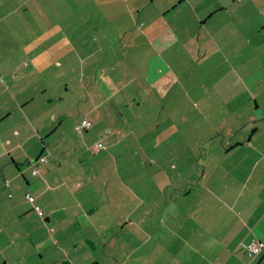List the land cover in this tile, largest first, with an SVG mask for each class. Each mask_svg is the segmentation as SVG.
<instances>
[{
  "label": "crops",
  "instance_id": "1",
  "mask_svg": "<svg viewBox=\"0 0 264 264\" xmlns=\"http://www.w3.org/2000/svg\"><path fill=\"white\" fill-rule=\"evenodd\" d=\"M116 35L128 60L110 69L140 68L125 85L155 97V120L101 109L125 93L103 72ZM74 75L91 108L51 110L34 93ZM100 121L122 129L97 149L85 134ZM146 128L167 131L159 153L137 138L142 157L115 156ZM0 264H264V0H0Z\"/></svg>",
  "mask_w": 264,
  "mask_h": 264
},
{
  "label": "rangeland",
  "instance_id": "2",
  "mask_svg": "<svg viewBox=\"0 0 264 264\" xmlns=\"http://www.w3.org/2000/svg\"><path fill=\"white\" fill-rule=\"evenodd\" d=\"M75 5H77L75 3ZM262 7V6H261ZM256 20H258V17H256ZM124 24V23H123ZM132 24V23H131ZM130 29V28H128ZM46 35V34H43ZM127 38H128V34H127ZM106 41H115L114 44H112L113 46L111 47V50H108L106 48H104V60L107 61V63H104V68H103V72L106 73L109 77H113V79H119L120 77H125L123 80V88L125 93L122 94L121 96L118 95V97L116 98V100H112L110 102L105 103V106H101V109L103 108H107L109 103L116 108L117 111H120L121 113L124 111H130V114H134L135 113H146L148 111H151L153 113L154 120L156 118L155 115V110H156V106H157V101L154 98H151L149 95L147 97V89H140V88H132V86H127L125 85V83H127L129 81V78L127 77V74L130 72L131 73V78L134 79L135 82L137 81H141L143 79L142 76V71L140 70V68L136 69L135 71H129V70H125L124 75L123 76H117L115 75V71L110 69V65L111 63L109 62L110 60L116 59L117 57H122L124 58L126 61L128 60V54L125 53L123 50L127 49V48H122L120 49V52H118V45L116 44L117 41L118 43L120 42V39L118 37V35H116V37L111 36L108 37L106 36ZM122 41H127L126 38L122 39ZM27 43V38H23L22 41L19 42V45L17 47H13L12 45H9L8 48L9 49H13L16 50L19 47H22L23 45H25ZM43 46H46L47 43L42 41ZM39 45V46H38ZM38 46V50L42 49V45L41 43L38 42H34V43H30L28 46V54L25 52L22 54L23 56H29L32 55L33 53H36V47ZM19 58H21V55L18 54V56H16V58L14 59V61L19 60ZM124 66H128L127 64H124ZM141 66V65H139ZM86 74L87 77H89V71L91 69H86ZM73 71V69H72ZM81 71L78 68V76L81 77ZM46 71H44L43 73H45ZM58 76H56V80L54 81H50L47 80L46 84H50L51 82L54 83L53 85L49 86V89H45L46 86L45 84H43L42 88L40 86L36 87V91H34V93L38 94L39 91L41 92V98H43L46 101H49L51 99H53V102L49 103V107L51 108V110L53 109H59L62 107H66L67 109H79L82 106H86L85 108H91L88 107V103L91 102L92 98L96 99L97 97H93L92 94H90V96H88V92H86L85 88L86 85L83 87H79V83L76 82L75 80L76 77L74 75V77H71L70 79L65 80L63 77H61V80L57 79ZM180 78L182 80V82H186L189 81L191 78L195 79V83L197 84H203L205 82V78H203V76H195V75H188L186 78L183 77V75H180ZM70 80V81H69ZM128 80V81H127ZM75 81V82H73ZM68 82V83H67ZM68 84L69 86V90L64 91V86ZM45 90V91H44ZM89 91L92 92L93 91V87L89 88ZM177 91V90H176ZM86 92V93H85ZM178 92V91H177ZM199 95H200V91ZM85 93V94H84ZM206 93L203 92V95H205ZM81 98L84 99V103L82 105V103L79 101ZM123 98V99H122ZM127 100V101H126ZM196 104H193L194 106L197 105L198 100H194ZM147 102V103H146ZM94 103H92L93 106ZM129 105V106H125V105ZM201 104V103H200ZM133 105V106H132ZM168 107V106H166ZM185 111L186 110H190L189 108H183ZM58 110V111H59ZM168 110V108L166 109ZM159 111V109H158ZM132 112V113H131ZM169 112H165L164 110V114H167ZM16 115L13 116V120L15 119ZM12 119L7 120L8 124L11 123ZM17 120V118H16ZM165 120V119H164ZM163 120V121H164ZM15 121V120H14ZM90 121V120H89ZM152 122L155 121H143V123L146 124H152ZM156 122H160V120L158 119ZM164 125V124H163ZM163 125H159V127L161 129H163ZM146 126V125H145ZM115 124H113L112 126H110L109 124L106 123H102L101 121L99 123L95 124L94 127V131H89L88 133H84L85 136H87L85 139L87 140V142H92V140H94V142L98 141L100 142L102 145H105V141L104 138L105 136V132L107 130H109L110 134H108L109 136L111 135H116V131L120 128L121 126L117 127V129L115 128ZM148 127V126H146ZM156 133L153 131H149L147 128L145 130H143L141 135L138 136H133L128 134L127 135V139H125V141L129 142L130 148L129 150H127L125 147H123L124 143H120L119 145L116 146V148L114 149V153L115 156H117V158H124V154H130L132 156H134V158H136L135 154H136V149L138 148V143L136 142V139H140V143L142 144V146L146 149L147 152H150V150H152V147L155 145L156 146V152L159 153V151L161 150L162 145H166L167 141L169 140L168 136H167V131H163L160 129H156ZM124 134V133H122ZM79 137V135H77ZM120 137V135H119ZM156 138H159V140L157 142H155ZM124 141V142H125ZM89 145L91 143H88ZM88 146V145H86ZM163 149V148H162ZM138 150V149H137ZM140 153L138 154V157H142L143 152L141 150H138ZM157 153V154H158Z\"/></svg>",
  "mask_w": 264,
  "mask_h": 264
},
{
  "label": "built area",
  "instance_id": "3",
  "mask_svg": "<svg viewBox=\"0 0 264 264\" xmlns=\"http://www.w3.org/2000/svg\"><path fill=\"white\" fill-rule=\"evenodd\" d=\"M90 123H91V121H89L88 119L84 118L81 122H79L74 127V129L77 130V131H81L84 128L86 129V128L90 127ZM107 133H109V130H107ZM96 148L97 149H101L102 148V144L100 142H98L96 144ZM47 160L48 159H47L46 155H42V156L38 157L37 159L30 160L28 162V165H29L28 167H29V169H30V171L32 173H34V174L38 173V167H37L38 165L37 164L38 163L39 164L46 163ZM4 186L5 187L9 186L8 179L4 180ZM11 196H13V195L12 194L8 195V197H11ZM24 197L29 203L32 204L37 216L42 218L43 217V211L38 207V205L33 203V200H34L33 196L30 193L26 192L24 194ZM244 246H245V253L247 255H249V256L253 255V254H257L259 252L260 248H261V244L260 243H251V244H248V245L246 244Z\"/></svg>",
  "mask_w": 264,
  "mask_h": 264
},
{
  "label": "trees",
  "instance_id": "4",
  "mask_svg": "<svg viewBox=\"0 0 264 264\" xmlns=\"http://www.w3.org/2000/svg\"><path fill=\"white\" fill-rule=\"evenodd\" d=\"M82 120H83V119H82ZM82 120H81V121H82ZM78 123H79V122H78ZM78 123H77V124H78ZM77 124H76V125H77ZM76 125H75V126H76ZM90 125H91V123H90ZM75 126H74V127H75ZM84 129H85V128H84ZM86 129H88V128H86ZM86 129H85V130H86ZM74 130H75V129H74ZM82 130H83V129H82ZM82 130H81V131H82ZM75 131H76V132H79V133L81 132V131H77V130H75ZM109 132H110V131H109ZM46 157H47V156H46ZM47 159H48V157H47ZM47 162H49V159L47 160ZM47 162H46V163H47ZM55 164H58V161H56ZM40 218H41V217H40ZM42 218H44V215H43Z\"/></svg>",
  "mask_w": 264,
  "mask_h": 264
}]
</instances>
